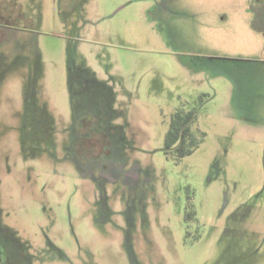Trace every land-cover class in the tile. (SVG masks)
I'll use <instances>...</instances> for the list:
<instances>
[{
	"label": "rangeland",
	"instance_id": "obj_1",
	"mask_svg": "<svg viewBox=\"0 0 264 264\" xmlns=\"http://www.w3.org/2000/svg\"><path fill=\"white\" fill-rule=\"evenodd\" d=\"M0 17V212L22 238L77 234L78 264H264V0H0ZM67 65L112 92V130ZM179 108L205 135L176 161ZM91 130L95 151L75 142Z\"/></svg>",
	"mask_w": 264,
	"mask_h": 264
},
{
	"label": "flooded vegetation",
	"instance_id": "obj_2",
	"mask_svg": "<svg viewBox=\"0 0 264 264\" xmlns=\"http://www.w3.org/2000/svg\"><path fill=\"white\" fill-rule=\"evenodd\" d=\"M150 1V0H147ZM156 3L163 2L164 0H152ZM7 21L5 17H0V21ZM68 67V77L73 81H77L80 85L88 86L92 85L96 87V94L100 92V96L107 100L105 108L102 109L104 114L103 122L106 128H109L117 125L114 124L108 110H114L113 106V95L111 93H105L102 86H99L96 83V77L91 74L90 71L81 70L80 66L67 65ZM106 87V86H105ZM108 88V87H107ZM111 89V88H110ZM83 91L78 89L75 92L74 99L84 98L82 95ZM86 96V95H85ZM87 97V96H86ZM73 99V98H72ZM79 100V99H78ZM70 106V104H69ZM77 106V105H76ZM108 109V110H107ZM71 111L75 110L73 107ZM79 110V106H78ZM78 110H76L78 112ZM88 125V123H82V126ZM79 128L78 131H81L82 128ZM80 138V140H78ZM123 138V136H122ZM107 140L104 138L102 132L91 130V133L86 136H81L79 134L75 135V142L80 146L82 143L83 148L91 147V150L95 151V143L98 141ZM113 140V139H112ZM108 141V140H107ZM132 192H135L136 189L130 187ZM136 197V194L134 195ZM140 202L135 203L136 205H141L143 203V193H139ZM136 205L129 207V210H139ZM141 217H135L134 221H138ZM35 234H28L22 238L20 234L16 232L15 223L7 218L2 212H0V264H50L49 258L52 260V264H78L79 256L82 254L80 249H77L76 243L78 241L77 234H72L71 245L66 244L65 246L60 245L58 240L60 237H52L48 235V230H44L43 227H38L35 229ZM56 239V240H54Z\"/></svg>",
	"mask_w": 264,
	"mask_h": 264
},
{
	"label": "trees",
	"instance_id": "obj_3",
	"mask_svg": "<svg viewBox=\"0 0 264 264\" xmlns=\"http://www.w3.org/2000/svg\"><path fill=\"white\" fill-rule=\"evenodd\" d=\"M196 113L192 109H176L168 122L164 134L163 149L166 157H173L176 161L191 154L201 143L205 132L194 129ZM195 211L188 208L184 219H194Z\"/></svg>",
	"mask_w": 264,
	"mask_h": 264
}]
</instances>
